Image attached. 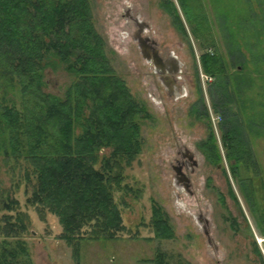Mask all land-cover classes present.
I'll list each match as a JSON object with an SVG mask.
<instances>
[{
    "label": "rangeland",
    "instance_id": "obj_1",
    "mask_svg": "<svg viewBox=\"0 0 264 264\" xmlns=\"http://www.w3.org/2000/svg\"><path fill=\"white\" fill-rule=\"evenodd\" d=\"M89 4L111 66L149 114L139 120L141 152L123 168L114 191L126 231L116 240L80 241L75 255L59 237L58 217L46 212L42 219L27 203L30 183L0 149V207L3 199L16 198L18 210L27 213L22 238L33 264H155L157 254L165 264H264L254 238V233L264 237V0ZM128 13L148 26L143 33L158 43L160 52L178 58L181 66L175 75L184 93L172 89L170 94L152 62L142 57ZM206 51L223 58L225 71L204 73L200 54ZM49 61L44 88L62 97L75 76L58 60L55 65ZM222 121L234 124L241 136L242 156L226 157ZM211 130L220 155L216 162L200 149ZM184 147L198 161L194 171L186 170L188 191L173 181L172 165ZM153 201L166 214L173 237L154 236L149 225ZM6 212L0 208V216Z\"/></svg>",
    "mask_w": 264,
    "mask_h": 264
},
{
    "label": "trees",
    "instance_id": "obj_2",
    "mask_svg": "<svg viewBox=\"0 0 264 264\" xmlns=\"http://www.w3.org/2000/svg\"><path fill=\"white\" fill-rule=\"evenodd\" d=\"M104 46L89 0H0V149L30 183L27 203L42 219L46 212L58 217L59 237L75 255L80 241L116 240L126 231L114 191L123 168L141 152L139 120L149 116ZM200 56L204 73L225 71L220 55ZM49 60L75 76L62 97L44 88ZM227 123H220L226 157L242 156L241 136ZM200 147L206 159L220 158L212 130ZM18 204L2 200L7 212L0 216V264H33L22 238L29 218ZM151 208L154 236L173 237L166 214L154 201ZM154 261L165 264L161 254Z\"/></svg>",
    "mask_w": 264,
    "mask_h": 264
},
{
    "label": "flooded vegetation",
    "instance_id": "obj_3",
    "mask_svg": "<svg viewBox=\"0 0 264 264\" xmlns=\"http://www.w3.org/2000/svg\"><path fill=\"white\" fill-rule=\"evenodd\" d=\"M128 16L133 20V23L135 24V30L133 35L136 36L137 38H145V37H149V40H147V44L146 45H150L151 48L148 51L150 53L151 56V62L152 65L154 67V69L158 72V71H162V70H169V69H173V65L172 63V55L171 53H168L167 55H165L164 53L160 52L157 48V42L151 38L150 36H145V34L143 33V31L145 29L148 28V26L146 27V25L142 22H140L136 16H132L128 13ZM138 44V43H137ZM144 45V43H143ZM145 46V45H144ZM155 49L157 50V54L158 57L157 60L154 59V54L152 52V50ZM147 50V49H146ZM159 76H165L164 74H158ZM169 76L175 77L176 78V84L179 81L180 77L176 76L175 74H168ZM174 75V76H173ZM166 84H170L169 80L164 79ZM169 88V93L173 94L175 92H179V87L177 89L173 88L175 90V92L172 90V88H170V85L167 86ZM177 154L180 156L179 159H175V164L172 165V168L175 172V175L173 177V181L175 182V184L179 187H183L185 189V191H188L189 188L191 187V181L190 178L188 176V174L186 173V170L190 173L192 171H194V169L197 167L198 165V161L194 156V153L192 151H190L187 148H183V150H178ZM185 169V171H184ZM179 171V172H178ZM182 172V173H181ZM200 220V219H199Z\"/></svg>",
    "mask_w": 264,
    "mask_h": 264
},
{
    "label": "water",
    "instance_id": "obj_4",
    "mask_svg": "<svg viewBox=\"0 0 264 264\" xmlns=\"http://www.w3.org/2000/svg\"><path fill=\"white\" fill-rule=\"evenodd\" d=\"M133 39L137 41L138 43V47L140 49V53L142 55L143 58H145L147 61H150L151 59V56H150V53L148 52L151 48V46L147 44V40H149V37H145V38H137L136 36L133 35ZM144 43V45H143ZM147 49V50H146ZM153 54H154V59L157 60L156 57H158V54H157V50L153 49L152 50ZM172 65H173V69H169V70H162V71H156L158 74H164L165 76H159L160 80L166 85H170V88H175L177 89L179 87V91H182L184 93V88L181 87L180 85L178 86L176 84V78L175 77H172V76H169L168 74H176L180 71V66H181V63L180 61L178 60V58L174 55H172ZM164 79H167L169 80V83L170 84H166L165 80ZM179 172V171H178ZM182 173V172H181Z\"/></svg>",
    "mask_w": 264,
    "mask_h": 264
},
{
    "label": "built area",
    "instance_id": "obj_5",
    "mask_svg": "<svg viewBox=\"0 0 264 264\" xmlns=\"http://www.w3.org/2000/svg\"><path fill=\"white\" fill-rule=\"evenodd\" d=\"M216 118L218 119L219 117L217 116ZM216 122L218 121H215V119H213L214 126ZM254 238L257 243V246L259 247V251L264 256V237H259L256 233H254Z\"/></svg>",
    "mask_w": 264,
    "mask_h": 264
}]
</instances>
